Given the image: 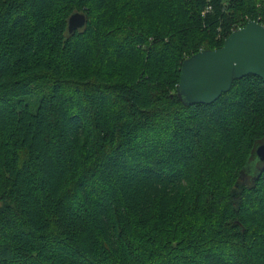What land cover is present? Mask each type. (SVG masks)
<instances>
[{
    "label": "trees",
    "instance_id": "1",
    "mask_svg": "<svg viewBox=\"0 0 264 264\" xmlns=\"http://www.w3.org/2000/svg\"><path fill=\"white\" fill-rule=\"evenodd\" d=\"M243 18L264 0H0V264H264V83L175 94Z\"/></svg>",
    "mask_w": 264,
    "mask_h": 264
},
{
    "label": "water",
    "instance_id": "2",
    "mask_svg": "<svg viewBox=\"0 0 264 264\" xmlns=\"http://www.w3.org/2000/svg\"><path fill=\"white\" fill-rule=\"evenodd\" d=\"M85 23L83 14L74 12L66 20L72 33ZM253 75L264 83V26L248 20L230 32L220 47L199 50L184 58L179 67L175 94L181 103L209 104L230 88L234 79ZM254 158L264 167V143L254 149ZM252 170L251 168L248 169Z\"/></svg>",
    "mask_w": 264,
    "mask_h": 264
},
{
    "label": "rangeland",
    "instance_id": "3",
    "mask_svg": "<svg viewBox=\"0 0 264 264\" xmlns=\"http://www.w3.org/2000/svg\"><path fill=\"white\" fill-rule=\"evenodd\" d=\"M74 12H78V13H81V14H83L84 15V17H85V13L83 12V10H73L72 12H71V14L72 13H74ZM204 12V11H203ZM203 12H201V14H203ZM70 15V14H69ZM68 18V17H67ZM67 18H66V20H67ZM249 19H246V18H243L242 20H241V22H236L231 28H230V32H232V31H234V30H237V29H239V28H242L244 25H242L241 26V23L242 22H244L245 21V23L248 21ZM255 22H257V21H255ZM240 23V24H239ZM244 23V24H245ZM258 23V22H257ZM258 24H260V23H258ZM236 25V26H235ZM260 25H262V24H260ZM262 26H264V25H262ZM215 42H214V44L216 43V44H220V41H221V44H222V42H223V40H224V38L223 39H219V40H215V39H213ZM186 58V57H185ZM215 170H219V164H217L216 165V167H215ZM177 233L178 232H175V231H170V230H168L167 228H166V230H164V229H162L161 231H159L158 232V234H157V238L158 239H160L159 241H163V240H169L171 243H173L174 241H175V238H177Z\"/></svg>",
    "mask_w": 264,
    "mask_h": 264
},
{
    "label": "built area",
    "instance_id": "4",
    "mask_svg": "<svg viewBox=\"0 0 264 264\" xmlns=\"http://www.w3.org/2000/svg\"><path fill=\"white\" fill-rule=\"evenodd\" d=\"M206 10H208V7H206Z\"/></svg>",
    "mask_w": 264,
    "mask_h": 264
},
{
    "label": "flooded vegetation",
    "instance_id": "5",
    "mask_svg": "<svg viewBox=\"0 0 264 264\" xmlns=\"http://www.w3.org/2000/svg\"><path fill=\"white\" fill-rule=\"evenodd\" d=\"M262 164V162H260Z\"/></svg>",
    "mask_w": 264,
    "mask_h": 264
}]
</instances>
